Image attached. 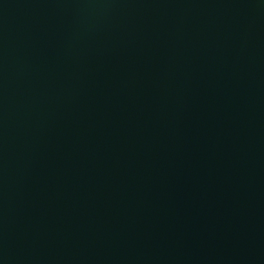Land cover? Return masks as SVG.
Returning <instances> with one entry per match:
<instances>
[{"label": "water", "instance_id": "1", "mask_svg": "<svg viewBox=\"0 0 264 264\" xmlns=\"http://www.w3.org/2000/svg\"><path fill=\"white\" fill-rule=\"evenodd\" d=\"M0 264H264V0H0Z\"/></svg>", "mask_w": 264, "mask_h": 264}]
</instances>
